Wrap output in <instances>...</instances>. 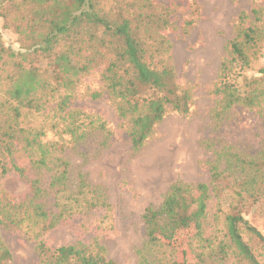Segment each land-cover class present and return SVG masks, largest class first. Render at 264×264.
<instances>
[{
	"label": "trees",
	"instance_id": "trees-1",
	"mask_svg": "<svg viewBox=\"0 0 264 264\" xmlns=\"http://www.w3.org/2000/svg\"><path fill=\"white\" fill-rule=\"evenodd\" d=\"M0 20V177L13 171L28 185L15 195L0 182V228L33 240L40 264H117L97 237L58 247L45 239L110 207L83 173L71 184L66 152L94 134L108 146L113 135L103 116L74 101L96 71L103 89L91 96L108 97L133 152L169 112L188 115L194 95L176 73L173 13L155 0H0ZM194 23L186 19L181 32L189 34ZM263 57L264 6L254 5L238 14L212 85L218 123L237 107L264 121V70L249 74ZM216 139L203 141L213 154L209 182L178 180L160 206L146 208L136 264H189L178 260L173 240L191 226L189 249L201 264H264V233L247 218L250 208L264 213V140L250 155ZM0 264H14L1 235Z\"/></svg>",
	"mask_w": 264,
	"mask_h": 264
},
{
	"label": "rangeland",
	"instance_id": "rangeland-1",
	"mask_svg": "<svg viewBox=\"0 0 264 264\" xmlns=\"http://www.w3.org/2000/svg\"><path fill=\"white\" fill-rule=\"evenodd\" d=\"M155 1L173 13L177 28L169 31V36L174 44V64L179 82L193 89L191 110L188 115L169 112L145 146L133 152L111 101L106 95L91 96L103 89L98 73L85 77L74 106L103 116L113 135L108 146L103 144L104 135L94 134L66 152L71 162L70 181L73 186L83 173L110 207L96 209L87 217L75 218L49 232L45 239L53 247L78 240L89 244L97 237L117 264H136L146 239V208L160 206L169 187L178 180L210 181L208 162L213 154L203 141L217 138L250 155H256L263 146L264 121L253 110L237 107L221 123L214 119L216 97L212 85L227 42L234 36L238 14L254 5L264 6V0ZM190 17L195 21L194 28L185 35L181 27ZM5 36L14 41L10 31ZM261 69L264 57L249 74L260 75ZM48 137L53 138V134ZM0 182L15 195L28 190L26 179L13 171L1 176ZM247 218L264 233V213L250 208ZM194 231L193 226L182 230L173 243L178 246L179 261L201 264L189 249ZM0 235L13 254L14 264H40L35 242L22 231L0 228Z\"/></svg>",
	"mask_w": 264,
	"mask_h": 264
}]
</instances>
